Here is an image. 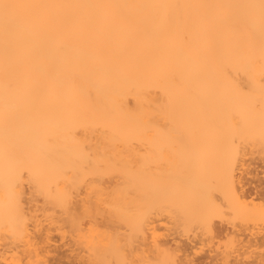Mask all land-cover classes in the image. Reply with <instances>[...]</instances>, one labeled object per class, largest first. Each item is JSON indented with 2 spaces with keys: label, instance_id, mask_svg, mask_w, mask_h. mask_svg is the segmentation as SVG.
Masks as SVG:
<instances>
[{
  "label": "bare ground",
  "instance_id": "obj_1",
  "mask_svg": "<svg viewBox=\"0 0 264 264\" xmlns=\"http://www.w3.org/2000/svg\"><path fill=\"white\" fill-rule=\"evenodd\" d=\"M247 133L264 153V0H0V264H53L52 231L83 264H192L162 214L222 261L264 248L214 222L264 221Z\"/></svg>",
  "mask_w": 264,
  "mask_h": 264
},
{
  "label": "rangeland",
  "instance_id": "obj_2",
  "mask_svg": "<svg viewBox=\"0 0 264 264\" xmlns=\"http://www.w3.org/2000/svg\"><path fill=\"white\" fill-rule=\"evenodd\" d=\"M246 135V136H245ZM241 139H240V144L239 146L246 145V146H241L240 148H243V150L245 149V151H247V155L243 156L244 158V162H245V166L247 167H252V166H259V168L261 167V170L264 168V161H262L264 159V153H262L260 150L258 149V145L256 140L252 139V134L247 133L245 134ZM249 135V136H248ZM249 137V138H248ZM246 138V139H245ZM251 140V141H249ZM244 141V142H243ZM247 141V142H246ZM253 141V142H252ZM251 142V143H250ZM242 143V144H241ZM250 143V144H249ZM257 145V146H256ZM249 146V147H247ZM245 147V148H244ZM253 147L255 149H253ZM263 165V166H262ZM257 182V181H256ZM255 181L253 183H251L249 185V187L253 188V184H258V182L256 183ZM159 220H157V225L159 226L158 231L163 233L162 235H166L165 237L162 236V238H166L168 237V239L171 238L170 234L177 240V241H181L179 242L180 244H185L188 246V252H189V258L192 259V264H203L208 263V264H232L233 261L235 260L234 257L236 256L235 252H233L232 255L230 256L228 261H222L223 259H221L219 256H221L220 254H218L221 250L224 249V247L226 246L227 243V237L225 236L226 233L224 232L223 235H221L220 237H213L211 238L210 234L204 233L203 230H201L200 228H198L197 226L193 225L191 229H189L188 231L181 232V229H179V231L173 227L171 219L166 215V214H162L161 216H158ZM164 217V218H163ZM168 217V218H167ZM100 219V220H99ZM162 219V220H161ZM167 221H166V220ZM169 219V220H168ZM103 221L104 218L102 216L98 217V221ZM164 220L166 222H164ZM215 224L217 226H220L221 224L230 228L233 226L238 229H241L243 231L244 229V233L247 234V238H245L246 240L249 238H253V236L249 235L250 232H256V230L260 231V230H264V223L262 224V222L264 221H255V222H247L241 224L240 222H238V220H235L236 223H229L227 220L225 221H218L217 219H214ZM161 222V223H160ZM217 222V223H216ZM252 222V223H251ZM260 222V224L258 223ZM220 223V224H218ZM160 224V225H159ZM232 224V225H231ZM169 225V226H168ZM172 226V227H171ZM174 228V229H171ZM194 228V229H193ZM177 231V232H175ZM54 233V234H53ZM165 233V234H164ZM179 233V234H178ZM59 234V235H58ZM68 234V235H67ZM70 233H66L65 237H62L60 235V233H58L57 231H52V246H51V254H52V258L51 261L54 262L53 264H83L82 261L85 260V256L86 253L84 251H80V249L77 247V245L74 242V239L72 236L69 235ZM175 235V236H174ZM60 236V237H59ZM178 236V237H177ZM251 236V237H249ZM71 237V238H70ZM172 237V238H173ZM65 238V239H64ZM66 242H65V241ZM69 240V241H68ZM72 240V241H71ZM68 241V242H67ZM64 242V243H63ZM264 246V245H263ZM73 247V248H72ZM76 247V249H75ZM254 246H252L250 249H248L247 251H252L254 250V252L252 253H248V256H252L251 258L246 256L247 253L245 254H239L241 255L239 257L238 252L236 253L238 255L239 258H241L240 260L246 261L247 264H253V260L255 259V256L261 252H264V248L258 247V249L253 248ZM54 248V249H53ZM78 248V249H77ZM262 248V249H261ZM71 249V250H70ZM218 249V250H217ZM256 249V250H255ZM73 250V251H72ZM75 250V251H74ZM77 250V251H76ZM240 249V252H243V250ZM56 251V252H55ZM54 252V253H53ZM75 252V253H74ZM256 252V253H255ZM78 253V255L76 254ZM191 253V254H190ZM50 254V255H51ZM55 254V255H54ZM74 254V255H73ZM84 254V256H83ZM217 254V255H216ZM76 255V256H75ZM209 255V256H208ZM215 255V258L213 259V261L210 260V258H212V256ZM245 255V256H243ZM255 255V256H254ZM218 256V258H216ZM80 257V258H79ZM206 257V258H205ZM237 257V258H238ZM244 257V258H243ZM246 257V258H245ZM206 259V260H205ZM234 259V260H233ZM247 259V260H246ZM81 260V261H80ZM217 263H216V261ZM203 261V262H202ZM80 262V263H79ZM201 262V263H200ZM210 262V263H209ZM235 262V261H234ZM249 262V263H248ZM204 263V264H205ZM245 263V262H244ZM255 263V262H254ZM256 264V263H255Z\"/></svg>",
  "mask_w": 264,
  "mask_h": 264
}]
</instances>
